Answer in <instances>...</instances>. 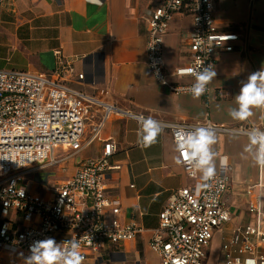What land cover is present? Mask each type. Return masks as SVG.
<instances>
[{
	"label": "built area",
	"instance_id": "1",
	"mask_svg": "<svg viewBox=\"0 0 264 264\" xmlns=\"http://www.w3.org/2000/svg\"><path fill=\"white\" fill-rule=\"evenodd\" d=\"M217 1L162 0L149 7L147 65L156 81L171 92L191 93L195 78L182 70L208 65L216 70L218 53L234 50L239 34L218 28ZM183 10L192 15L189 59L168 72L164 38L169 21ZM54 55L56 66L50 74L0 70V253L23 260L21 254L27 257L34 241L75 239L80 242L82 264H102L110 248L134 241L143 231L134 219H122V199L110 178L126 163L116 158L115 141L103 140L102 131L114 117L135 118L139 123L143 115L71 86L70 79L76 75L83 80L84 74H75L60 50ZM209 89L208 85L204 96ZM159 123L169 129L175 145L181 129L202 126L247 136L252 128H260L224 127L209 119ZM97 141L102 143L97 156H80ZM73 159V172L48 195L29 187L36 177L43 183L40 171L64 167ZM181 165L193 184L170 196L148 242L160 264H205L218 233L217 264H264V185L258 190L248 187V204L234 214L223 199L229 188L224 172L203 181L198 173L191 175L194 168ZM227 224L232 225L229 230Z\"/></svg>",
	"mask_w": 264,
	"mask_h": 264
},
{
	"label": "crops",
	"instance_id": "2",
	"mask_svg": "<svg viewBox=\"0 0 264 264\" xmlns=\"http://www.w3.org/2000/svg\"><path fill=\"white\" fill-rule=\"evenodd\" d=\"M161 1L0 0V70L50 74L56 66L54 52L60 50L75 74H84L83 80L76 75L70 79L71 86L115 101L136 115L164 123L209 119L224 127L247 124L264 128L262 110H254L243 122L228 115L242 82L264 67V0L216 2L218 28L237 32L239 38L233 51L218 53L217 76L209 84V93L198 99L191 93L171 92L156 81L147 65V12ZM191 28L192 15L185 10L169 21L164 38L168 72L187 64ZM139 128L135 118L114 117L102 131L101 138L113 139L116 158L126 163L122 172L110 178L122 199V219H134L143 228L134 241L110 248L102 264H160L148 245L159 213L176 190L193 184L176 163L178 155L169 129L162 128L156 142L143 147L138 143ZM215 134L217 173L224 172L229 178L223 199L235 214L248 204V187L258 190L264 185V167L256 165L245 151L248 136ZM101 146L97 141L89 156H97ZM225 157L227 166L221 168L219 162ZM231 226L225 227L229 230ZM220 236L216 235L205 264H217ZM14 258L0 253V264H10Z\"/></svg>",
	"mask_w": 264,
	"mask_h": 264
},
{
	"label": "clouds",
	"instance_id": "3",
	"mask_svg": "<svg viewBox=\"0 0 264 264\" xmlns=\"http://www.w3.org/2000/svg\"><path fill=\"white\" fill-rule=\"evenodd\" d=\"M182 71L195 78V83L190 88L194 99L201 97L217 76L212 65ZM256 109L264 111V67L251 73L247 80L242 82L239 93L234 96V106L229 108L228 115L235 121L243 122L252 117ZM139 123L138 143L143 147L151 146L163 131L160 123L151 116L147 118L141 116ZM247 136L248 144L245 151L251 154L256 165L264 167V130L252 128ZM216 143V134L211 128L198 126L191 130L181 129L175 145V151L179 153L176 163L187 164L190 169L194 168V171H191L192 176L199 173L203 181H209L217 173V153L214 150ZM219 163L221 168L226 167L227 157L221 159ZM79 248L78 240L58 243L54 238L48 237L34 241L29 246L30 254L27 257H23V254L21 256L24 264H82L83 256Z\"/></svg>",
	"mask_w": 264,
	"mask_h": 264
},
{
	"label": "rangeland",
	"instance_id": "4",
	"mask_svg": "<svg viewBox=\"0 0 264 264\" xmlns=\"http://www.w3.org/2000/svg\"><path fill=\"white\" fill-rule=\"evenodd\" d=\"M94 150V144L91 148H89L87 151L83 152L80 156H89L92 155V152ZM75 163V160H70L68 164H66L64 167H59L57 165L48 167L42 171H40L39 176L41 183L36 177V181H32L29 183V187H34V190L42 195H48L50 191H52L58 184H60L62 181L66 179V177L73 172V165ZM38 176V177H39ZM21 262L20 259L14 258L13 262H10V264H19ZM6 264H9V262L6 261Z\"/></svg>",
	"mask_w": 264,
	"mask_h": 264
}]
</instances>
